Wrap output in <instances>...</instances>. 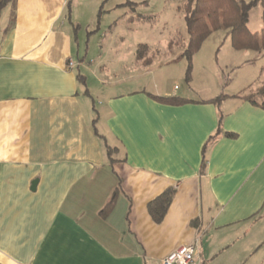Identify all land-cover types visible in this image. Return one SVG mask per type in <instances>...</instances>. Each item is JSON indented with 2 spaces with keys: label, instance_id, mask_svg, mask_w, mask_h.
Here are the masks:
<instances>
[{
  "label": "crops",
  "instance_id": "1",
  "mask_svg": "<svg viewBox=\"0 0 264 264\" xmlns=\"http://www.w3.org/2000/svg\"><path fill=\"white\" fill-rule=\"evenodd\" d=\"M128 1L114 8L133 9ZM105 2L91 1L90 23L100 22ZM85 3L15 0L0 16V264H160L196 241L201 264H264V109L241 97L218 106L151 96L243 95L264 83V54L236 50L227 36L218 53L235 50L226 64L232 80L203 75L195 88L196 73L212 68L205 63L194 66L188 87H161L153 75L145 88L108 94L97 108L80 68L97 67L87 51L80 56L82 22H73ZM139 44L135 60L152 69L156 50L144 63ZM168 48L158 68L184 52ZM221 112L223 130L236 137L217 138L202 173ZM170 187L174 198L156 222L149 203Z\"/></svg>",
  "mask_w": 264,
  "mask_h": 264
},
{
  "label": "rangeland",
  "instance_id": "2",
  "mask_svg": "<svg viewBox=\"0 0 264 264\" xmlns=\"http://www.w3.org/2000/svg\"><path fill=\"white\" fill-rule=\"evenodd\" d=\"M91 1L85 0L84 5L74 9L73 22L75 25L78 24L77 19L82 22L81 28L77 31L82 48L80 56L85 54L83 50L87 51L86 60L91 63L95 61L94 68L97 67L95 73L80 67L88 77V84L97 108L108 94L145 88L147 84H150L153 75L159 78L158 83L161 87L170 84L188 87L185 79L188 62L185 57H180L170 66L160 68L157 66L160 62L158 60L168 57L171 53L168 48L171 42L172 49L177 51L188 42L189 34L184 13L179 9L182 0H133L137 3L133 9L131 7L114 8L117 0H106L100 22L98 21L97 24L90 23ZM129 16L135 17L134 23L131 21L129 24L126 21ZM262 26H264L262 6L256 4L250 11L249 27L257 30ZM210 36L204 41L201 52L194 55L192 64L193 69L194 66L199 67L205 63L206 67L212 68L207 69L206 72L203 69L202 73L201 71L196 73L195 88L202 86L201 76L203 75H208L213 80L235 78L234 72L226 66L234 60L235 50L229 46V52H224L223 48L221 54L218 53L221 44L227 38L226 31L219 30ZM88 38L90 39L87 41ZM138 43L147 44L154 53L156 50L157 63H154L152 69L145 68L135 60V46ZM226 43L229 44V37ZM217 62H220L218 66ZM260 85V83L256 84L246 94L255 93Z\"/></svg>",
  "mask_w": 264,
  "mask_h": 264
},
{
  "label": "trees",
  "instance_id": "3",
  "mask_svg": "<svg viewBox=\"0 0 264 264\" xmlns=\"http://www.w3.org/2000/svg\"><path fill=\"white\" fill-rule=\"evenodd\" d=\"M15 0H0V16L4 7ZM135 6L137 3L128 1L126 5ZM260 4L262 6V20L264 23V0H182L179 9L184 13V18L189 34L187 44L184 46V52L181 57L187 59L188 65L186 69L185 79L189 83L192 80L193 57L201 49L204 41L219 30H225L227 36L230 37L231 43L236 50H252L259 55L264 54V27L260 31H252L249 27L250 11L253 6ZM173 43L169 44L172 48ZM150 47L141 43L137 47V57L144 63H148ZM78 78L84 83V77L78 74ZM157 101L170 104L181 105L188 102H208L220 105L223 98L241 97L264 109V83L261 84L255 93L243 95H228L221 93L211 99L203 101H195L181 96H156L151 95ZM224 114L221 112L219 118L218 129L216 133L208 138L202 150V164L200 171L203 173L207 165V153L212 144L221 135L235 138L236 133L224 131L222 123ZM116 148L108 146L107 154L110 160L113 159V153ZM176 192V188L170 187L161 195L149 203V212L156 222H161L172 203ZM115 205L114 198L102 210V214L106 215Z\"/></svg>",
  "mask_w": 264,
  "mask_h": 264
},
{
  "label": "built area",
  "instance_id": "4",
  "mask_svg": "<svg viewBox=\"0 0 264 264\" xmlns=\"http://www.w3.org/2000/svg\"><path fill=\"white\" fill-rule=\"evenodd\" d=\"M73 64L74 62L70 61V65ZM160 264H201L198 242L177 247L162 257Z\"/></svg>",
  "mask_w": 264,
  "mask_h": 264
},
{
  "label": "water",
  "instance_id": "5",
  "mask_svg": "<svg viewBox=\"0 0 264 264\" xmlns=\"http://www.w3.org/2000/svg\"><path fill=\"white\" fill-rule=\"evenodd\" d=\"M34 184H35V182H34Z\"/></svg>",
  "mask_w": 264,
  "mask_h": 264
}]
</instances>
